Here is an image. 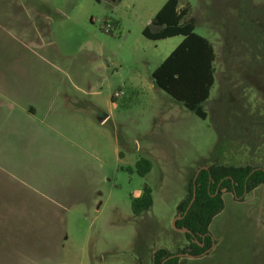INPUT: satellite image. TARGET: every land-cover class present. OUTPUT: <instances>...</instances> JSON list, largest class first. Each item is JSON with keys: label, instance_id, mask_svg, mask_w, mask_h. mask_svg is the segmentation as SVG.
<instances>
[{"label": "rangeland", "instance_id": "374dc122", "mask_svg": "<svg viewBox=\"0 0 264 264\" xmlns=\"http://www.w3.org/2000/svg\"><path fill=\"white\" fill-rule=\"evenodd\" d=\"M167 1L122 0L110 7L111 0H0L3 39L20 47L21 62L35 61L37 80L46 79L55 101L53 110L63 97L55 96L58 90L83 97L81 112H74L76 102L64 106L70 142L63 148L68 169L82 176V191L70 193L68 183L59 228L10 229L0 214V264H151L162 247L174 255L189 252L190 241L174 222L190 182L222 154L227 132L243 135L248 128L247 116L237 109L249 104L264 127V0H181L191 8L195 33L217 53L216 82L203 104L206 120L153 86L155 70L184 40L143 36ZM106 24H116L111 34L103 31ZM106 115L110 122L102 125ZM18 152L14 172L35 187L43 184L52 173L45 163ZM143 159L152 163L146 176L137 168ZM145 185L152 189L153 207L134 217L132 198ZM258 202L237 210L227 206L215 218L212 232L221 233L224 242L207 264H264V212L255 211ZM40 203L36 197L37 210Z\"/></svg>", "mask_w": 264, "mask_h": 264}, {"label": "crops", "instance_id": "0c3cea01", "mask_svg": "<svg viewBox=\"0 0 264 264\" xmlns=\"http://www.w3.org/2000/svg\"><path fill=\"white\" fill-rule=\"evenodd\" d=\"M3 38L0 31V214L7 222H11L10 229L50 230L53 226L59 228L65 221V216L62 215V202L69 194L68 183L71 184L70 193L79 194L82 191L83 180L74 169H68L66 151L63 150L70 142L66 135L67 111L64 106L66 101L76 102L74 112H81L80 101L83 97L77 95L72 99L58 90L55 96L63 97L56 110H53L55 101L52 100L49 89L46 90L44 87L47 84L46 79L37 80L35 61L27 57V61L21 62L20 47L13 42H6ZM41 68L50 71L52 67L49 63H43ZM236 111L242 116H247L248 128L243 135L227 132L221 139L222 154L213 158L209 165L219 163L234 167L264 166V127L259 116L255 118L256 109L250 110L247 104ZM102 119L104 120L103 124L100 122L102 125L110 122L108 115ZM254 122L261 128V133L253 130ZM71 137L72 140L80 139L77 135ZM16 149L19 150V154L23 152L25 156L30 157L35 164L43 161L46 170L54 174L45 173V182L43 184L38 182V187L27 183L19 172H14V166L19 159L15 156ZM243 156L246 160L242 162ZM209 165H205L204 168H208ZM257 195L264 198V185L254 189L243 201L238 200L233 193H224V209L221 213L227 211V206L237 210L246 203L258 202ZM36 197L44 204L40 203L39 210L34 204ZM258 203L260 208L258 210L256 207L255 211L264 212V202ZM241 213L243 215V212ZM214 220L209 227L213 242L211 250L199 257H189L191 261L201 260L202 264H207L224 242L221 233L216 237L212 232Z\"/></svg>", "mask_w": 264, "mask_h": 264}, {"label": "trees", "instance_id": "16d2710c", "mask_svg": "<svg viewBox=\"0 0 264 264\" xmlns=\"http://www.w3.org/2000/svg\"><path fill=\"white\" fill-rule=\"evenodd\" d=\"M94 1L100 4L104 0ZM121 1L111 0L109 6ZM190 9V6L183 7L181 0H168L144 29L143 36L151 41L184 37L183 42L153 73V86L183 104L197 117L206 120L208 114L203 104L210 98L216 82L217 53L211 41L195 33L196 20L191 17ZM110 25L113 31L116 24ZM103 31H105L104 27ZM262 67L264 68V64ZM137 168L141 176H146L152 169V163L143 159L137 163ZM261 185H264V166L234 167L213 163L207 170L203 169L199 173L195 183L193 177L188 187V196L182 205L184 210L180 217L183 219L176 222L178 229L191 232L184 234L190 241L191 250L189 252L182 250L180 253L200 256L212 247L209 227L224 209L223 191L244 199L245 193L249 194ZM194 187H196V199L187 212L193 198ZM131 202L134 217L142 216L153 207L152 189L145 185L141 195L132 198ZM203 242L205 246L202 248L200 244ZM172 256L173 254L167 249L161 248L152 256L151 264H162L167 259L165 264H178L180 259H170Z\"/></svg>", "mask_w": 264, "mask_h": 264}, {"label": "water", "instance_id": "95a60500", "mask_svg": "<svg viewBox=\"0 0 264 264\" xmlns=\"http://www.w3.org/2000/svg\"><path fill=\"white\" fill-rule=\"evenodd\" d=\"M100 122L103 124V123H104V120L101 119ZM203 169L207 170V168H201V169L197 172V174H196V176H195V178H194V183L196 182L199 173H200ZM245 194H246V193H245ZM195 199H196V187H194L193 198H192V200H191V202H190V205H189L188 208H187V212L189 211V209L191 208V206H192L193 203L195 202ZM180 210H181V209H180ZM187 212L185 213V215L187 214ZM181 219H183V217H179V218H177V219L175 220V222H174V228H175V230L178 231V232L184 233V234H185V233L191 234V232H190L189 230L178 229V228L176 227V222L179 221V220H181ZM172 258H173V257H172Z\"/></svg>", "mask_w": 264, "mask_h": 264}, {"label": "flooded vegetation", "instance_id": "af4514ba", "mask_svg": "<svg viewBox=\"0 0 264 264\" xmlns=\"http://www.w3.org/2000/svg\"><path fill=\"white\" fill-rule=\"evenodd\" d=\"M203 241L205 242V239H204ZM204 242L200 244V247H201L202 245L205 246V243H204ZM212 245H213V244H212ZM204 246H203V247H204ZM203 247H202V248H203ZM211 248H212V247H211ZM211 248L208 249L207 251H205V252H204L203 254H201V255H204L205 253H208V252L211 250ZM189 251H190V249H189ZM201 255H200V256H201ZM180 256H181V257H199V256H193V255H190L189 253H186V254H176V255L173 254L172 257H173V258H178V259H179ZM172 257H171L170 259H172ZM167 261H168V259L165 260L162 264H165ZM179 262H180V261H179ZM179 262H178V264H179Z\"/></svg>", "mask_w": 264, "mask_h": 264}, {"label": "built area", "instance_id": "2783aa9c", "mask_svg": "<svg viewBox=\"0 0 264 264\" xmlns=\"http://www.w3.org/2000/svg\"><path fill=\"white\" fill-rule=\"evenodd\" d=\"M105 31H106V33H111L112 32V27H111L110 24L105 26Z\"/></svg>", "mask_w": 264, "mask_h": 264}]
</instances>
